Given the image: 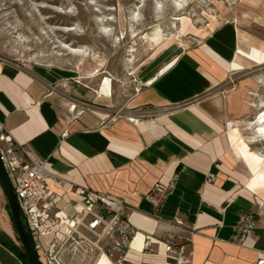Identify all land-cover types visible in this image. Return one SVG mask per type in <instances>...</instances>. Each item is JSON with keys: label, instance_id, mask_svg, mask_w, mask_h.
I'll return each instance as SVG.
<instances>
[{"label": "crops", "instance_id": "1", "mask_svg": "<svg viewBox=\"0 0 264 264\" xmlns=\"http://www.w3.org/2000/svg\"><path fill=\"white\" fill-rule=\"evenodd\" d=\"M242 49L238 28L221 25L153 77L111 86L109 95L99 90L92 107L66 96L56 71L0 59V122L60 179L50 187L64 215H75L85 188L130 207L137 234L129 262L178 264L164 244L165 235L175 233L190 238L180 250L188 264H264V211L243 170L247 155L241 151L240 158L235 149L234 121L245 105L235 94H222L231 72L239 71L234 63ZM141 108L154 117L132 121L129 115ZM157 182H174L175 189L156 211L147 194ZM251 213L258 228L239 244L237 227ZM0 233V264H26L1 181ZM147 240L154 246L147 248ZM91 257L64 254L67 264H94ZM102 257L112 264L116 258Z\"/></svg>", "mask_w": 264, "mask_h": 264}, {"label": "rangeland", "instance_id": "2", "mask_svg": "<svg viewBox=\"0 0 264 264\" xmlns=\"http://www.w3.org/2000/svg\"><path fill=\"white\" fill-rule=\"evenodd\" d=\"M225 24L236 26L245 50L263 62L244 60V70L231 72L222 94H235L245 105L233 129L247 144V178L263 172L253 194L264 211V158L253 162L264 156V0H0V59L56 71L66 96L92 107L99 90L109 95L116 84L153 77ZM157 29L163 31L158 43L150 39ZM69 47L85 48L88 55ZM51 241L45 237L41 244Z\"/></svg>", "mask_w": 264, "mask_h": 264}, {"label": "built area", "instance_id": "3", "mask_svg": "<svg viewBox=\"0 0 264 264\" xmlns=\"http://www.w3.org/2000/svg\"><path fill=\"white\" fill-rule=\"evenodd\" d=\"M230 82L233 83L232 78ZM122 112L123 109H119L115 115ZM133 112L129 115L132 121L154 117L151 110L141 108ZM0 153L42 264H67L65 253L90 254L94 264L102 256H115L114 264H138L126 259L137 230L130 221L131 209L125 202L116 196L85 188L79 192L81 199L75 204V215L66 216L57 209V195L50 187L56 181L61 184L60 179L46 169V162L35 152L16 143L1 122ZM214 179L213 175L209 176L210 182ZM174 189V182L168 185L157 182L147 194V199L157 211ZM177 227L183 232L189 231L181 222H177ZM257 228V215L251 213L237 227L234 240L245 244ZM50 236L51 243L47 248L43 247L41 240ZM189 240L184 235L166 234L164 244L167 256L178 264H188L189 260L180 250L188 245ZM145 244L147 248L154 246L151 240Z\"/></svg>", "mask_w": 264, "mask_h": 264}, {"label": "water", "instance_id": "4", "mask_svg": "<svg viewBox=\"0 0 264 264\" xmlns=\"http://www.w3.org/2000/svg\"><path fill=\"white\" fill-rule=\"evenodd\" d=\"M0 181L3 191L5 192L6 205L10 212L11 219L15 224L16 232L18 233L21 246L24 249L28 264H42L40 261L37 247L35 246L34 238L28 229L26 219L24 218L21 206L19 205L16 191L14 190L10 177L7 175L4 163L1 160L0 153Z\"/></svg>", "mask_w": 264, "mask_h": 264}, {"label": "bare ground", "instance_id": "5", "mask_svg": "<svg viewBox=\"0 0 264 264\" xmlns=\"http://www.w3.org/2000/svg\"><path fill=\"white\" fill-rule=\"evenodd\" d=\"M181 3V2H180ZM178 5H179V3H178ZM136 13H135V17H136ZM178 21H182L183 22V24L185 25V24H187V22L189 21L187 18H182V19H178ZM242 23V22H241ZM189 24V23H188ZM103 28V27H102ZM106 30V29H105ZM154 32V31H153ZM163 32V31H162ZM162 32H161V30L160 29H157L156 30V32H155V34H154V36L153 37H151L150 39H151V41H154V42H156V43H158L161 39H162ZM109 34V33H108ZM124 34H126V33H124ZM176 35V34H175ZM181 35V34H180ZM164 36H165V34H164ZM180 37H182V36H180ZM123 39V38H122ZM120 40V39H119ZM125 40V39H124ZM240 40H241V42L244 44V45H246V41L241 37L240 38ZM149 43V42H148ZM181 43V42H180ZM150 45H153V44H150ZM174 45V44H173ZM172 47V46H171ZM176 47V45L174 46V48ZM70 48V47H69ZM155 48V47H154ZM70 50L73 52V53H75V54H78V55H83V56H86V55H88V52H87V50H85V48L83 49H76V48H70ZM173 50H175V49H173ZM172 50V51H173ZM180 50V49H179ZM165 51V50H164ZM166 51H168V50H166ZM175 52H177V50L175 51ZM166 53V52H165ZM163 54H164V52H163ZM239 56H238V59H237V61L234 63V67L236 68V69H243L244 70V67H243V61L245 60V61H251V62H253V63H258L259 65H262V61L260 60V59H258L256 56H254V54H253V52H252V49L250 50V51H246L245 49H242L241 51H240V53L238 54ZM251 69V68H250ZM109 82H110V80H109ZM261 127H260V129H259V133H260V135H262L263 137H264V124H262V125H260ZM237 143H236V145H235V149H236V152H237V154H238V156H240V158L242 157L240 154H241V151H242V149H245V155H247V148H246V146H247V144L243 141V138H239L238 136H237ZM238 144H241V146H239ZM260 155V154H259ZM262 158H264V156H257V157H255L254 158V160H253V162H254V164H257V162L258 161H260V160H262ZM257 173V172H256ZM263 175V172H258L256 175H252L251 176V179H250V182H251V184L253 185V186H257V183H258V181L261 179V176ZM107 259L105 258V257H102V260L100 261V262H98V264H104V261H106ZM108 261V264H112L109 260H107Z\"/></svg>", "mask_w": 264, "mask_h": 264}, {"label": "trees", "instance_id": "6", "mask_svg": "<svg viewBox=\"0 0 264 264\" xmlns=\"http://www.w3.org/2000/svg\"><path fill=\"white\" fill-rule=\"evenodd\" d=\"M1 236H3V234L0 233V237ZM10 246L13 250H16V247L13 244H11ZM18 251H19V255L23 258L24 262H26V264H28V262L26 260V255H25L24 249L21 247V249Z\"/></svg>", "mask_w": 264, "mask_h": 264}]
</instances>
